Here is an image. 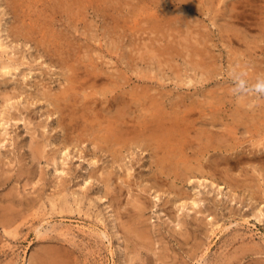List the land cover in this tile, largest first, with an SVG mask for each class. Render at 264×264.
<instances>
[{
    "label": "rangeland",
    "instance_id": "obj_1",
    "mask_svg": "<svg viewBox=\"0 0 264 264\" xmlns=\"http://www.w3.org/2000/svg\"><path fill=\"white\" fill-rule=\"evenodd\" d=\"M101 1L0 0V264H264V0ZM117 108L189 121L186 180Z\"/></svg>",
    "mask_w": 264,
    "mask_h": 264
},
{
    "label": "bare ground",
    "instance_id": "obj_2",
    "mask_svg": "<svg viewBox=\"0 0 264 264\" xmlns=\"http://www.w3.org/2000/svg\"><path fill=\"white\" fill-rule=\"evenodd\" d=\"M70 2L68 3V5H66L65 3V8L66 9H64V10H67L68 11V13H73L75 10H77L76 8H78V7H76V3H74L73 2V0H69ZM102 1H105V0H102ZM101 1V2H102ZM107 1V0H106ZM123 1V0H122ZM153 3H155V4H157V5H165L166 4V2H163L162 3V1L161 0H151ZM164 1V0H163ZM172 1V0H171ZM180 1H182V0H180ZM187 2H189V1H191V0H186ZM212 1V0H211ZM239 1V0H238ZM84 2V1H83ZM90 2H92V1H90ZM98 2V1H97ZM100 2V1H99ZM98 2V3H99ZM117 2H120V1H117ZM140 2V1H139ZM177 2H178V0H177ZM55 4H56V2H54ZM109 3H110V1H109ZM172 3V2H171ZM60 4V3H59ZM92 4V3H91ZM105 4V3H104ZM110 4H112V3H110ZM115 4H117V3H115ZM137 4V3H136ZM150 4V3H149ZM182 4H184V3H182ZM61 5V4H60ZM86 5V4H85ZM106 5H109V4H107L106 3ZM148 5V4H147ZM167 5V4H166ZM178 5V4H177ZM52 6V5H51ZM55 6V5H54ZM53 6V7H54ZM88 6V5H87ZM135 6V5H134ZM138 6H139V3H138ZM170 6V5H169ZM168 6V7H169ZM176 6V5H175ZM183 6V5H182ZM189 6V5H188ZM52 7V8H53ZM63 7V5H61V8ZM92 7V6H91ZM100 7V6H99ZM111 7V6H110ZM167 7V6H166ZM179 7V6H178ZM114 8V7H113ZM154 8V7H153ZM156 8V7H155ZM165 8V7H164ZM60 8H57V5H56V10H55V12H59L58 10H59ZM115 9V8H114ZM113 9V10H114ZM158 9V8H157ZM157 9H156V11H157ZM162 9V8H161ZM54 10V9H53ZM142 10V9H141ZM61 11V13L63 12L62 10H60ZM112 11V10H111ZM159 11V10H158ZM54 12V11H53ZM52 12V13H53ZM113 12V11H112ZM111 12V13H112ZM66 13V12H65ZM64 13V14H65ZM101 13V12H100ZM164 13V12H163ZM166 13V12H165ZM168 13V12H167ZM166 13V14H167ZM54 14V13H53ZM59 14V13H58ZM119 14V13H118ZM70 15V14H69ZM68 15V16H69ZM108 15V14H107ZM142 15V14H141ZM64 16V15H63ZM143 16V15H142ZM113 17H115V16H113ZM159 17V16H158ZM140 18V17H139ZM142 18H144V17H142ZM147 20V19H146ZM113 21V20H112ZM118 21V20H117ZM149 21H151L152 22V20H149ZM164 21V20H163ZM159 24V23H158ZM149 26V25H148ZM169 26H170V24H169ZM168 28V27H167ZM60 29H58V31H59ZM157 30V29H156ZM166 31V30H165ZM62 32V31H61ZM156 32V31H155ZM161 32V31H160ZM2 43L0 42V45H1ZM201 52H203V49H201ZM5 67V66H4ZM87 70V69H86ZM7 72V71H6ZM8 72H10V69L8 70ZM74 76V75H73ZM70 78V77H69ZM80 76H79V74H77L76 75V78L73 80V79H71V80H73V81H75V82H78L79 80H80ZM72 85V84H71ZM75 86V85H74ZM69 87V86H68ZM76 87V86H75ZM75 87H73V89L72 88H70L71 90H72V92L75 94L76 93V90H75V92L73 91L74 90V88ZM77 89V88H76ZM66 90V89H65ZM68 90V89H67ZM66 90V91H67ZM66 93V95L67 94H70L69 93V91L68 92H65ZM65 95V96H66ZM75 95H77V94H75ZM63 96V95H62ZM70 96V95H69ZM71 97V96H70ZM74 97V96H73ZM64 98H66V97H64ZM60 99V98H59ZM83 100L85 99V98H82ZM137 99V98H136ZM67 100H70V99H68L67 98ZM73 100V99H72ZM76 100V99H75ZM75 100H73V102L75 101ZM82 101V100H81ZM95 101H96V99H95ZM135 101V100H134ZM56 102V101H55ZM76 102V101H75ZM91 102V101H90ZM78 103V102H77ZM82 103V102H81ZM131 103H132V101H131ZM74 104H76V103H74ZM79 104V103H78ZM96 104V103H95ZM57 105H58V107L59 108H64L65 107V105H64V107H62V103L61 102H57ZM68 105V104H67ZM158 105V104H157ZM162 105H164V104H162ZM76 105H74V107H75ZM81 106V105H80ZM83 106H84V104H83ZM158 107V106H157ZM156 107V108H157ZM179 107H182L181 105L179 106ZM121 108V107H120ZM123 108V107H122ZM121 108V109H122ZM165 108V107H164ZM167 108V107H166ZM165 108V109H166ZM240 108V107H239ZM84 109V108H83ZM119 108H117V114H119L120 113V115H118V117L116 118V117H114L113 119H115L114 121H112L111 122V124L109 123L108 125H106V126H104L103 125V123L104 122H101L102 124L101 125H103V126H98V129L95 127V126H93L92 127V129H91V141H94L95 142V144H97L98 146H100V147H102V148H104V149H107V150H110V151H112L113 153H114V157H120V151H122L123 149V146L126 144V142L127 141H141V140H143V142H144V140L147 142L148 141V144L146 143V145H149V143L151 144V143H154L153 144V146L152 145H150L151 147H154L155 146V149H156V151H157V154H159L160 156L158 157V159L156 160L157 161V165H158V172L159 173H161V174H166V173H168V175H170V174H173V175H175V178L176 179H179V180H181V181H184V180H186V178H188L187 177V170L188 171H190V170H193V169H189V168H191L190 167V165H189V151H188V149H189V143H188V140H189V135H188V130H189V128H188V122H184V121H182V119H181V116H180V118L179 117H177V116H174L173 117V114H172V116L171 117H169L168 115H164V114H166V113H162L161 111L160 112H158L159 114H157L156 116H152L153 118L150 120H148V121H143L144 123H142L141 125H136V126H133L132 125V127H128V125L126 126V124H125V122H126V120H125V114L123 113V112H120V110H118ZM124 109L126 110V108L124 107ZM161 109V108H160ZM242 109V107L239 109V113H240V110ZM62 110V109H61ZM157 110H159V109H157ZM162 110V109H161ZM244 112H245V109H242ZM122 111V110H121ZM170 111V110H169ZM189 111V110H188ZM242 111V112H243ZM87 112V111H86ZM119 112V113H118ZM128 113H129V111H127ZM152 111H150V113H151ZM166 112V111H165ZM238 112H236V113H238ZM186 113H189V112H187L186 111ZM185 113V114H186ZM247 113V112H246ZM154 114V113H153ZM174 114H176V113H174ZM180 114V113H179ZM182 114V113H181ZM241 114L242 113H240L239 115L241 116ZM130 115V114H129ZM188 116V115H187ZM190 116V115H189ZM236 116H237V114H236ZM239 116V117H240ZM242 116H243V114H242ZM105 117V116H104ZM149 117H151V116H149ZM87 118H89V117H87ZM98 118V117H97ZM96 118V119H97ZM107 118V117H106ZM126 118H128V117H126ZM190 118V117H189ZM215 119H216V117H214ZM246 118V117H245ZM244 118V119H245ZM94 119V118H93ZM104 119V118H103ZM142 119H144V118H142ZM191 119V118H190ZM7 120V119H6ZM64 120V119H63ZM107 120V119H106ZM127 120H129V119H127ZM147 120V119H146ZM184 120V119H183ZM188 120V119H187ZM214 120V119H213ZM236 120H237V118H236ZM240 120V119H239ZM238 120V121H239ZM241 120H243L242 119V117H241ZM241 120H240V122H241ZM247 120V119H246ZM245 120V121H246ZM108 121V120H107ZM134 121V120H133ZM237 121V122H238ZM64 122V121H63ZM242 122H244V121H242ZM247 122H249V121H247ZM247 122H245V123H247ZM257 122V121H256ZM214 123V122H213ZM217 123V122H216ZM250 123V122H249ZM249 123H248V125H249ZM258 123V122H257ZM97 124L99 125V123L97 122ZM259 124V123H258ZM257 124V125H258ZM260 125V124H259ZM90 126V125H89ZM92 126V125H91ZM263 126V125H262ZM249 127V126H248ZM261 127V126H260ZM88 129V128H87ZM205 129V128H204ZM208 127H207V129H205V130H207V133H209L208 132ZM82 130V129H81ZM210 130H211V128H210ZM260 130V129H259ZM211 132V131H210ZM213 132H214V130H213ZM215 132H217L216 130H215ZM259 132V131H258ZM261 132H262V130H261ZM196 133H198V131L196 132ZM204 133V132H203ZM206 133V132H205ZM204 133V134H205ZM199 134V133H198ZM224 134V133H223ZM222 134V135H223ZM83 135V134H82ZM194 135V134H193ZM196 135V134H195ZM206 135V134H205ZM217 135H219L220 136V133L218 134L217 133ZM221 135V136H222ZM217 137V136H216ZM66 138V137H65ZM194 138H197L196 136L194 137ZM220 138V137H219ZM222 138V137H221ZM221 138L219 139V140H221ZM199 139V138H198ZM210 139H211V137H210ZM194 140V139H193ZM208 140H209V138H208ZM214 140V139H213ZM40 141V140H39ZM194 141H196L197 142V139L196 140H194ZM200 141V139L198 140V142ZM202 141V140H201ZM216 141V140H215ZM38 142V141H37ZM66 142V141H65ZM189 142H190V140H189ZM193 142V141H192ZM203 142H204V139H203ZM211 142V141H210ZM209 141L208 142H206L205 144H206V146L208 145V147L210 146V145H215V144H210L209 145V143H210ZM214 142V141H213ZM39 143V142H38ZM37 143H35V145H36ZM192 144H194V143H192ZM200 144V143H199ZM204 144V143H203ZM204 144V145H205ZM37 145H39V144H37ZM34 146V144L32 145V146H34L35 148H34V151L37 153V155L38 154H43V148H41V147H39V146ZM44 145V144H43ZM140 145V144H139ZM221 145V144H220ZM202 146V145H201ZM205 146V147H206ZM211 146V147H212ZM143 147H147V146H143ZM204 147V148H205ZM218 147V146H217ZM216 147V149H219V148H217ZM220 147V146H219ZM222 147V146H221ZM33 148V147H32ZM197 148H198V150L197 151H199V149L201 148H199L198 146H197ZM44 149H45V147H44ZM209 149V148H208ZM211 149V148H210ZM209 149V150H210ZM214 149V148H213ZM33 150V149H32ZM154 150V149H153ZM201 150V149H200ZM208 150V151H209ZM220 150V149H219ZM46 150H44V152H45ZM155 151V150H154ZM153 151V152H154ZM204 151V150H203ZM212 150H210V152H211ZM259 151V150H258ZM111 152V153H112ZM110 153V152H109ZM156 153V152H155ZM157 154H156V156H157ZM201 155H203V154H201ZM214 155V154H213ZM238 155V154H237ZM240 155V154H239ZM204 156V155H203ZM228 156V155H227ZM241 156V155H240ZM193 157V156H192ZM191 157V158H192ZM201 157V156H200ZM200 157H199V160H200ZM225 157V156H224ZM263 157V156H262ZM157 158V157H156ZM202 158V157H201ZM204 158V157H203ZM202 158V159H203ZM153 159H154V156H153ZM205 159V158H204ZM214 159V158H213ZM219 159V158H218ZM226 159H227V157H226ZM230 159V158H229ZM155 160H152L153 162H155ZM195 160V159H194ZM193 160V161H194ZM216 160V159H215ZM241 161V160H240ZM96 162V161H95ZM191 162V161H190ZM203 162H204V160H203ZM216 162H217V160H216ZM215 162V163H216ZM93 163V162H92ZM212 163V162H211ZM193 164V163H192ZM220 164V163H219ZM152 165V164H151ZM194 165V164H193ZM199 165V164H198ZM201 165H202V163H201ZM200 165V166H201ZM153 167H154V164H153ZM155 167H156V165H155ZM200 167H198V169H199ZM203 168V167H202ZM156 169V168H155ZM195 170V169H194ZM193 170V171H194ZM201 171H202V169H201ZM203 172V171H202ZM111 173V172H110ZM189 173V172H188ZM106 174V173H105ZM157 175V174H156ZM102 176V175H101ZM161 176V175H160ZM166 176H167V174H166ZM157 177V176H156ZM159 177V176H158ZM100 178V177H99ZM169 178V177H168ZM190 179V178H189ZM188 179V180H189ZM105 181L106 182H109V178H107V177H105ZM178 182V181H177ZM159 183V182H158ZM181 183V182H180ZM163 185H165V184H163ZM109 185H107V187H108ZM179 187V186H178ZM121 188V187H120ZM123 188V187H122ZM173 188V187H172ZM182 190V189H181ZM180 190V191H181ZM107 192V191H106ZM110 192V191H109ZM184 192V191H183ZM11 193V192H10ZM181 193H182V191H181ZM141 194V193H140ZM104 198V197H103ZM138 199H139V197H138ZM142 199V198H141ZM140 199V201H142ZM145 199V198H144ZM121 200V199H120ZM119 200V201H120ZM114 202V201H113ZM137 202V201H136ZM183 202H187L186 200H184ZM121 203V202H120ZM145 203V202H144ZM135 204V203H134ZM137 204H139L138 202H137ZM136 204V205H137ZM165 204H166V202H165ZM199 204V203H198ZM134 206V205H133ZM137 206H140V205H137ZM118 207V206H117ZM140 207H142V206H140ZM144 207V206H143ZM138 208V207H137ZM200 208V210H201V207H199ZM140 209V208H139ZM136 210V209H135ZM140 211V210H139ZM136 212V211H135ZM131 213V212H130ZM144 213V212H143ZM137 214H138V212H137ZM145 214V213H144ZM132 215H134V214H132ZM143 215V214H142ZM135 217V216H134ZM144 217V216H143ZM147 217V216H146ZM17 219H18V217H17V215H10V216H7V217H5V218H3V219H1V223H4V224H6V223H14L15 221H17ZM136 219H138V216H137V218ZM135 220V219H134ZM146 220L145 219H142V218H140V219H138V222H145ZM138 224V223H137ZM140 224V223H139ZM146 224V223H145ZM130 226H131V224H130ZM130 226H129V228H130ZM137 226V225H136ZM133 227V226H132ZM131 227V228H132ZM138 227V226H137ZM136 227V228H137ZM144 227V226H143ZM146 227V226H145ZM130 228V229H131ZM146 229L148 230V228L146 227ZM127 230H129V229H127ZM133 230V229H132ZM132 230H130V231H132ZM141 230H142V228H141ZM137 232L138 231H136V234H137ZM139 232H140V230H139ZM148 232V231H147ZM146 232V233H147ZM128 234H129V232H128ZM132 234H133V236H134V233H133V231H132ZM145 234V233H144ZM149 234V233H148ZM142 235V236H141ZM146 235V234H145ZM143 236V234H141L140 233V236L141 237H146V236ZM139 235H137V237L138 238H141ZM137 238V240H139ZM142 239V238H141ZM144 241V240H143ZM133 243V242H132ZM114 253V252H113ZM42 255V254H41ZM46 255H48V254H46ZM46 257V256H45ZM64 257V256H63ZM135 257V256H134ZM45 259V258H44ZM53 260V259H52ZM41 261V260H40ZM57 262H58V260H57ZM43 263V262H42ZM44 264V263H43ZM52 264V263H51Z\"/></svg>",
    "mask_w": 264,
    "mask_h": 264
},
{
    "label": "clouds",
    "instance_id": "obj_3",
    "mask_svg": "<svg viewBox=\"0 0 264 264\" xmlns=\"http://www.w3.org/2000/svg\"><path fill=\"white\" fill-rule=\"evenodd\" d=\"M256 90L260 91V92H264V81H262L256 85Z\"/></svg>",
    "mask_w": 264,
    "mask_h": 264
}]
</instances>
